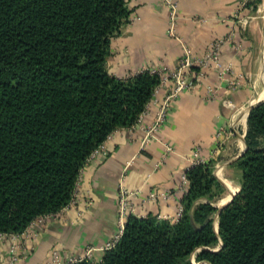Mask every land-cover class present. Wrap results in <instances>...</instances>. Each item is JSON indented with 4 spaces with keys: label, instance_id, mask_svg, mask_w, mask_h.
I'll use <instances>...</instances> for the list:
<instances>
[{
    "label": "trees",
    "instance_id": "1",
    "mask_svg": "<svg viewBox=\"0 0 264 264\" xmlns=\"http://www.w3.org/2000/svg\"><path fill=\"white\" fill-rule=\"evenodd\" d=\"M129 15L127 0H0L1 234L67 207L91 152L145 110L160 76L106 70ZM244 146L238 191L218 214L212 162L192 164L175 218L127 215L97 262L70 264H192L199 248L198 264H264V101L247 114Z\"/></svg>",
    "mask_w": 264,
    "mask_h": 264
},
{
    "label": "crops",
    "instance_id": "2",
    "mask_svg": "<svg viewBox=\"0 0 264 264\" xmlns=\"http://www.w3.org/2000/svg\"><path fill=\"white\" fill-rule=\"evenodd\" d=\"M250 3L175 0L173 38L166 33L168 10L160 0H127L128 23L110 40L106 61L110 75L122 79L148 70L166 78L182 56L181 45L197 58L211 43L233 30L232 38L220 46L218 62L230 67L226 80L236 87L227 90L226 81L219 80L216 69L207 65L200 70L201 77L193 86L170 102L164 123L145 139L158 104L171 90V81L165 80L137 122L131 128L112 132L102 144L105 154L95 155L81 168L74 203L44 218L42 224L34 225L30 230L34 237L16 241L18 251L24 255L14 264H45L52 251L63 260L79 258L87 250L91 251L88 259L97 262L104 246L118 235L119 189L136 194L130 199L134 209L131 215L175 218L186 189L181 179L193 164L195 147L205 161L216 160L215 165L219 164L217 167L221 166L222 172L229 169L244 147L245 130L236 125L237 116L233 121L222 101L228 100L234 106L245 105L247 112L249 106L264 98V15L258 5L255 13L260 17L248 21ZM243 19L246 25L241 28L238 22ZM208 89L211 94L207 93ZM246 112L242 115L245 120ZM231 129L239 132L228 138ZM220 140L225 141L223 148L218 146ZM167 147L171 150L169 153L165 152ZM224 183L230 187L228 180ZM162 191L170 194L165 200L141 203L148 193ZM10 245L9 238L0 240V264L7 262Z\"/></svg>",
    "mask_w": 264,
    "mask_h": 264
},
{
    "label": "built area",
    "instance_id": "3",
    "mask_svg": "<svg viewBox=\"0 0 264 264\" xmlns=\"http://www.w3.org/2000/svg\"><path fill=\"white\" fill-rule=\"evenodd\" d=\"M160 1L168 10V25H167L166 33L168 36L175 38L174 28H175V18H176V12H177L175 0H160ZM249 1L250 0H243L244 3L249 2ZM238 25L239 27L243 28L246 25V19H243L240 22H238ZM232 36H233V30L230 31L226 37L217 39L213 43H211L209 48L200 57H197V58L191 55L190 50L186 46L181 45L182 56L178 60L177 66L171 73H169L166 76V78H160L159 85L163 84L165 80L168 79L171 81L172 87H171L170 92L164 97L162 102L158 104V110H157L155 119L152 125L145 131V139L148 138L152 132L159 129L161 125L164 123L170 102L173 101L181 91L190 89L193 86V83H195L196 80L201 77L200 70L207 67V65H210L216 69L217 77L219 78V80L226 81L225 83L227 84V90H233L236 87L235 83L231 82L230 80H226L228 72L230 71V67L228 65L221 66L218 62V53H219L220 46L225 41L231 39ZM191 67H195L198 70L193 76L188 74V70ZM159 85L154 89L149 102L152 101L154 93L156 89L159 87ZM207 93L211 94L212 91L208 89ZM222 104L229 109L234 108V105L231 104L228 100H223ZM141 114H143V112ZM217 136L218 137L220 136V132L217 134ZM102 144L99 145L97 148H95L91 152L87 161L93 158L97 154H102V155L105 154ZM170 151L171 150L169 147L165 148L166 153H169ZM192 157H193V164H198V163L203 164L207 162L203 158L199 157L198 149L196 147L193 149ZM77 183H78V178H77ZM181 184L183 186H186V181L183 176L181 179ZM135 195H136L135 192L132 194L123 189L118 190L117 205H116L118 235L120 234L122 230V226H123L126 216L131 215V213L134 212V209L130 205V199ZM169 195L170 194L168 191H162L159 193L150 192L147 194V196L144 199L141 200V203L153 202L157 199L165 200L166 198L169 197ZM74 197L75 196H73V199L71 200L68 206L74 203ZM179 212H180V206H178L176 216L179 214ZM54 215H48V216L36 218L19 235H5V234L0 233V240L4 238H9L11 241V245L9 248V258L5 264H14L15 262H17V260L21 259L24 255L21 251H18V245L16 244V241H19L20 238H25L26 236L34 237L35 234H33L32 231H30L32 230V227L36 224L38 225L42 224L44 218L52 217ZM135 217H140V216L136 215ZM156 217L159 219L170 220V218L168 217H159V216H156ZM118 235H116L111 242L107 243L103 249H108L112 245V243L118 238ZM84 258L88 259V251L85 253L84 257L72 258V259H66V260L61 259L57 255L56 252L52 251L49 253L48 259L46 260L45 264H70V263H73L75 261H78Z\"/></svg>",
    "mask_w": 264,
    "mask_h": 264
},
{
    "label": "rangeland",
    "instance_id": "4",
    "mask_svg": "<svg viewBox=\"0 0 264 264\" xmlns=\"http://www.w3.org/2000/svg\"><path fill=\"white\" fill-rule=\"evenodd\" d=\"M261 1L262 0H250V2H251L250 5H252V8H251V10L249 12V15L250 16H248V17H250V18L247 19L248 21H251L253 19V17H258V16L260 17V15L258 13H255L256 9H258L257 8L258 5H260V8L262 10V14L261 15H264V0L262 1L263 3ZM263 24H264V19H263ZM263 36H264V30H263ZM258 78L260 79L261 77H259V75H258ZM244 107H246V106L245 105L244 106H234V108H232V109L230 108L229 110H230V113H231V117L233 118V121H234V118L237 116L236 117V120H235L236 121V124L238 125V127L240 129L243 128L245 130L246 120H245V118L244 119L242 118V115H244V113L246 112V108H244ZM239 109H241V110L238 111ZM238 132L239 131H237L236 129H231V131L229 132L228 138H231L230 135L238 134ZM244 134H245V131H244ZM224 143H225L224 140H220V143H218V146H220V147L223 148ZM240 143H241V141H240ZM243 144H244V136H243ZM240 146H243L242 143H241ZM209 161L212 162L213 175H214L215 178H217L215 176V173L217 174V170L219 168H222V167L221 166L217 167L219 164L218 165H215L216 164V160H209ZM222 177H224L226 180H228V182L230 183V187L228 185L226 187L224 185H222V188H223L222 189V192L218 195V197L215 199V201L211 203L216 208H218L220 205L224 204L228 200L229 194L238 191V187H239V182L238 181H240V173H239V171L236 168H234L232 166V164L230 165V167H229L228 170H225V171L222 172ZM226 184H228V183H225V185ZM214 219H216L215 216H214ZM213 226L214 227L216 226L215 221L213 222ZM109 242H111V241H109ZM217 248H218V245H216L214 247H211V248H204V249H206L208 251H211V252H215V250ZM200 250H201L200 248L197 249V250H195V252H193L188 257V260L192 264H198V263L195 262V255ZM87 251H88V258L90 259L91 258L90 257V255H91L90 252L91 251L90 250H87Z\"/></svg>",
    "mask_w": 264,
    "mask_h": 264
},
{
    "label": "water",
    "instance_id": "5",
    "mask_svg": "<svg viewBox=\"0 0 264 264\" xmlns=\"http://www.w3.org/2000/svg\"><path fill=\"white\" fill-rule=\"evenodd\" d=\"M262 101H264V98L261 99V100H259V101H257V102L254 103L253 105L249 106L248 109H247V112H249L251 108H253V107L256 106L257 104L261 103ZM247 114H248V113H247ZM244 150H245V146L243 147V149L241 150V152L238 154V156H236V158H235L234 160H236L238 157H240V156L242 155V153L244 152ZM216 179H217V178H216ZM217 181H218L221 185H224V184H223L222 182H220L218 179H217ZM236 192H237V191H236ZM236 192L229 194V196H228V200H227L224 204L220 205V206L217 208V214H218V212L221 210V208H223V207L229 202V200L231 199V197H232ZM215 228H216V227H215ZM219 247H220V246H219ZM219 247H218L215 251H217V250L219 249ZM202 250H206V249H202Z\"/></svg>",
    "mask_w": 264,
    "mask_h": 264
},
{
    "label": "bare ground",
    "instance_id": "6",
    "mask_svg": "<svg viewBox=\"0 0 264 264\" xmlns=\"http://www.w3.org/2000/svg\"><path fill=\"white\" fill-rule=\"evenodd\" d=\"M246 115H247V112H246ZM246 115H245V117H246ZM235 123H236V121H235ZM237 125V124H236ZM216 176L221 180V181H223L224 182V177H222V169L221 168H219L218 170H217V174H216Z\"/></svg>",
    "mask_w": 264,
    "mask_h": 264
}]
</instances>
